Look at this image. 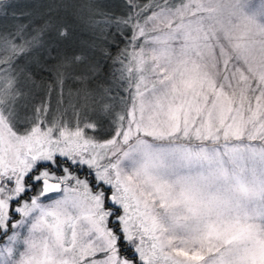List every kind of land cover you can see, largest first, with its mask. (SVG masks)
<instances>
[{
    "label": "snow or ice",
    "instance_id": "6c2138e0",
    "mask_svg": "<svg viewBox=\"0 0 264 264\" xmlns=\"http://www.w3.org/2000/svg\"><path fill=\"white\" fill-rule=\"evenodd\" d=\"M29 7L0 0V264H264V0L60 5L118 66L83 115Z\"/></svg>",
    "mask_w": 264,
    "mask_h": 264
},
{
    "label": "trees",
    "instance_id": "16d2710c",
    "mask_svg": "<svg viewBox=\"0 0 264 264\" xmlns=\"http://www.w3.org/2000/svg\"><path fill=\"white\" fill-rule=\"evenodd\" d=\"M13 2L20 5H29L31 7L27 9L28 11L35 10L40 13H45L49 6H53L51 14L57 16L69 28L71 35L68 40L63 42L62 51L68 54H81L85 59L68 68L67 73L70 74V77L68 78V84H65L64 81V87L91 86L92 88H97L101 83L112 80V73L116 71L118 66L114 65L112 60L104 55L100 41L93 30L87 25L85 19L77 15L75 8L59 7L60 5L81 4L85 0H13ZM102 2L112 6L118 5L121 0H102ZM113 10L119 11L120 9L113 8ZM111 51L114 52L115 50L111 49ZM16 63L20 64L21 67L27 65L33 70L35 77H43V81L51 82L52 77L47 72H40L30 62L17 60ZM92 65L98 66L95 72H89V66ZM77 77H82L83 79H78ZM36 91L40 92L36 98H40L45 94L43 88H38Z\"/></svg>",
    "mask_w": 264,
    "mask_h": 264
},
{
    "label": "rangeland",
    "instance_id": "374dc122",
    "mask_svg": "<svg viewBox=\"0 0 264 264\" xmlns=\"http://www.w3.org/2000/svg\"><path fill=\"white\" fill-rule=\"evenodd\" d=\"M252 3H259V0H251ZM70 77V74L66 72L65 74V84H68V78ZM22 78V77H21ZM2 83V81H0ZM66 86V85H65ZM95 89L92 88L91 86L89 87H70L66 86L65 87V95L67 96L68 92L71 91L72 93V101L73 104L80 106L81 109V115H83V111L87 110L89 111V114H91V105L93 103L92 97L95 95ZM40 92L36 91L34 94V98L39 94ZM37 100L39 98H36ZM66 104H62L61 107H65ZM71 110L69 109V115H70ZM51 114V110H50ZM59 115V113H57Z\"/></svg>",
    "mask_w": 264,
    "mask_h": 264
}]
</instances>
